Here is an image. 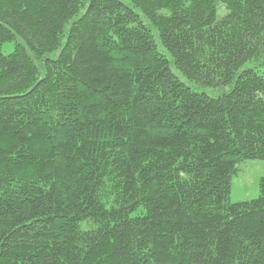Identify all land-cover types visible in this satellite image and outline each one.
<instances>
[{
    "label": "trees",
    "instance_id": "1",
    "mask_svg": "<svg viewBox=\"0 0 264 264\" xmlns=\"http://www.w3.org/2000/svg\"><path fill=\"white\" fill-rule=\"evenodd\" d=\"M262 66L264 0H0V264H264Z\"/></svg>",
    "mask_w": 264,
    "mask_h": 264
},
{
    "label": "rangeland",
    "instance_id": "2",
    "mask_svg": "<svg viewBox=\"0 0 264 264\" xmlns=\"http://www.w3.org/2000/svg\"><path fill=\"white\" fill-rule=\"evenodd\" d=\"M5 53L13 50V43L3 45ZM177 74L193 88L198 91L205 90L213 96H218L222 91L221 88H208L198 86L195 83L185 80L184 76L174 68ZM264 73V66L260 68ZM228 87H226L227 89ZM237 172L232 178V189L230 199L232 202L246 201L256 198L259 195L260 180L264 176V160L250 159L240 162L237 165Z\"/></svg>",
    "mask_w": 264,
    "mask_h": 264
}]
</instances>
